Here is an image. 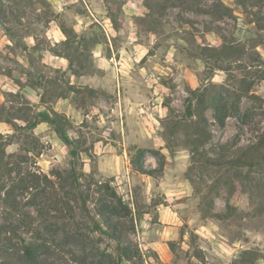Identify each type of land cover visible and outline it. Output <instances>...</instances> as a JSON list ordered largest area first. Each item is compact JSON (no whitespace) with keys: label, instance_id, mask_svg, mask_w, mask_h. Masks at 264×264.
I'll list each match as a JSON object with an SVG mask.
<instances>
[{"label":"rangeland","instance_id":"obj_1","mask_svg":"<svg viewBox=\"0 0 264 264\" xmlns=\"http://www.w3.org/2000/svg\"><path fill=\"white\" fill-rule=\"evenodd\" d=\"M44 1L0 0V130L53 179L47 216L94 261L117 264L123 247L133 262L122 264H264V0ZM62 26L84 37L78 51ZM224 42L233 58L202 55ZM53 111L69 120L68 142L43 121ZM138 148L148 165L163 161L153 176L134 168ZM220 156L224 166L206 162ZM105 183L131 210L117 225L98 214Z\"/></svg>","mask_w":264,"mask_h":264},{"label":"trees","instance_id":"obj_2","mask_svg":"<svg viewBox=\"0 0 264 264\" xmlns=\"http://www.w3.org/2000/svg\"><path fill=\"white\" fill-rule=\"evenodd\" d=\"M30 2H45L44 0H27ZM240 4L246 6V0H238ZM113 23L117 28V19L111 16ZM66 39L62 41L67 48L79 47L75 46L74 38H80L74 30L61 27ZM74 41V42H73ZM202 55L214 58L215 60H224L234 55L237 49L227 42L222 47L201 46ZM52 51L57 55H62L55 46ZM69 60V66H74L75 58L70 55H62ZM229 56V57H227ZM264 79V76L261 77ZM200 89L192 90L193 94H198ZM246 95L253 96L251 90H245ZM240 94L237 101L232 103V108L238 116H243L240 107ZM211 106L215 110V117L221 127L225 126L226 119L230 114L229 103L223 102V98L219 95L218 99H214ZM188 113L197 116L193 104V98L190 99L187 106ZM0 115V121L1 119ZM19 118L15 117L14 119ZM13 119L5 121L12 123ZM43 121L54 125L55 131L65 141H69L66 137V125L69 123L65 115L57 111H53L52 115L45 114ZM208 122L206 116L202 113L199 115L196 125L202 129V124ZM16 124V123H15ZM15 130L22 129L19 125H14ZM204 132L206 130L204 129ZM208 136L207 133H205ZM259 144H264V132L259 136ZM11 144L10 136L0 130V264H109L106 261H94L93 257L85 251L78 249L70 240V233L64 225H59L56 220H52L47 214L53 206L55 193L53 188L54 181L46 173L37 171L30 163V149L23 148L24 152H9L8 147ZM223 147H228L223 145ZM227 149V148H226ZM148 149L138 148L136 155L132 158L134 168L144 174L154 175L158 168H162L163 161L159 162L158 167H152L146 164L145 155ZM155 155L164 156L157 149L150 150ZM195 150L192 152L194 153ZM206 162L213 166H224L225 156L206 157ZM230 166L245 164L243 157H238L234 161H228ZM251 164V163H250ZM103 196L99 201L98 214L110 225H117L120 216L128 215L131 210L124 204L122 198L117 194L116 190L108 183L103 186ZM55 202V201H54ZM118 237V236H117ZM121 241V240H120ZM122 242V241H121ZM119 260L117 264L124 261L133 262L132 256L127 252L126 248H120ZM109 261H113L109 257ZM115 262V261H114ZM116 263V262H115Z\"/></svg>","mask_w":264,"mask_h":264},{"label":"crops","instance_id":"obj_3","mask_svg":"<svg viewBox=\"0 0 264 264\" xmlns=\"http://www.w3.org/2000/svg\"><path fill=\"white\" fill-rule=\"evenodd\" d=\"M164 149H165V148H164ZM164 149L162 148V150H164ZM146 164H147V163H146ZM147 165H148V164H147ZM149 166H152V167H154V168L157 167L155 163H153V164H151V165H149Z\"/></svg>","mask_w":264,"mask_h":264},{"label":"built area","instance_id":"obj_4","mask_svg":"<svg viewBox=\"0 0 264 264\" xmlns=\"http://www.w3.org/2000/svg\"><path fill=\"white\" fill-rule=\"evenodd\" d=\"M112 186H116V182L115 181H112L111 183H110Z\"/></svg>","mask_w":264,"mask_h":264}]
</instances>
